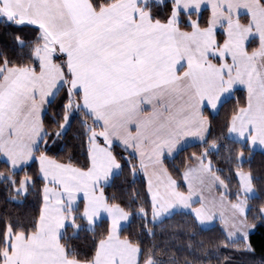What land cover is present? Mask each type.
<instances>
[{
  "label": "snow or ice",
  "instance_id": "snow-or-ice-1",
  "mask_svg": "<svg viewBox=\"0 0 264 264\" xmlns=\"http://www.w3.org/2000/svg\"><path fill=\"white\" fill-rule=\"evenodd\" d=\"M0 28L10 40L0 47V156L11 169L0 176L16 197L41 185L37 215L0 221V264H197L124 234L139 218L154 238L178 214L190 222L171 236L186 249L203 247L196 229L219 218L224 247L239 240L254 252L264 206L249 219L257 177L243 165L245 147L264 146V0H0ZM238 86L246 100L225 121L240 144L233 192L210 158L227 145L209 134L210 115ZM77 117L83 162L51 154ZM190 137L203 148L185 165L182 190L165 160ZM30 163L35 175L16 178ZM125 170L146 178L135 209L106 194ZM213 186L218 199L203 195ZM81 232L92 234L83 256L72 242Z\"/></svg>",
  "mask_w": 264,
  "mask_h": 264
},
{
  "label": "trees",
  "instance_id": "trees-1",
  "mask_svg": "<svg viewBox=\"0 0 264 264\" xmlns=\"http://www.w3.org/2000/svg\"><path fill=\"white\" fill-rule=\"evenodd\" d=\"M206 15V14H205ZM5 43H10V40L4 35L3 28H0V47ZM246 91L244 89L237 90L231 96L224 106L220 109L219 113L211 114L210 118L213 121L210 129L209 139H218L220 144H226L227 148H221L219 153L215 151L211 154L213 167L220 169V174L230 180L229 188L235 191L238 183V178L235 177V161L230 159V155L234 156L235 151L240 148L239 143H232L227 139L228 133L225 128V121L232 108L239 101L243 103L246 100ZM59 98L51 109V112L58 110ZM79 129V118L73 120L72 128L67 132L66 136L58 140L55 144L51 145L53 155L60 159H66L67 155H71L74 162H83L84 148L81 146V141L77 139ZM203 145L194 144L184 148L175 157L166 158L165 164L172 171L175 179L182 185V190H186V186L182 180V172L188 163H192L189 159L193 152L199 154ZM228 149H231V153ZM244 169L247 171L252 170L255 177V190L256 196L249 200V207L247 215L249 219L258 217L259 210L264 206V152L251 151L245 147V162ZM38 169V164L30 163V166L23 170H18L16 178H22L25 173L35 175ZM11 172L10 166L7 162L0 159V173L5 176ZM41 185L38 183L36 189H30L29 194L16 197L13 192L8 188V181L3 176H0V221L6 217L30 219L32 216L37 215L41 205V196L39 194ZM219 192H221L219 190ZM108 196L115 195L118 202L124 204H132L135 209L136 204L132 203L133 198L139 194L140 201L142 202L146 196V180L142 172H138L133 177L127 170L123 176L117 178L112 187L106 188ZM231 198V197H229ZM190 222V218L186 215H176L162 225L155 227L156 236L150 237L142 228V222L139 218H134L125 226L124 234L130 235L133 239H139L142 247L151 248L153 244L161 246L166 244L171 252H175L178 257L183 261L187 258L190 261H197V264H205V259L211 257V264H264V228L258 227L254 234L250 236V242L254 248V252H247L244 250V242L237 241L235 246L224 247L220 242L224 240L225 232L219 225H215L208 229H196L199 233L197 240L201 241L203 247H198L195 252H192L184 247L186 240L183 238L175 239L171 236L174 232H179V226ZM259 224V220H257ZM107 224L105 219L97 228V231H102L103 227ZM78 248L81 255H88L92 250V234L89 232H81L79 237L72 241ZM227 257L228 259H224ZM167 258V257H163Z\"/></svg>",
  "mask_w": 264,
  "mask_h": 264
},
{
  "label": "crops",
  "instance_id": "crops-1",
  "mask_svg": "<svg viewBox=\"0 0 264 264\" xmlns=\"http://www.w3.org/2000/svg\"><path fill=\"white\" fill-rule=\"evenodd\" d=\"M238 88L239 89H244L242 86H238ZM245 90V89H244ZM246 91V90H245ZM213 114H215V113H213ZM187 140H188V142L186 143V145H185V148L186 147H188V146H190V145H194V144H199L200 142L198 141V140H196L195 138H187ZM252 150H254V151H262V152H264V146H261V145H259V144H256L255 146H253L252 147ZM178 153H174L171 157H168V158H172V157H175L176 155H177ZM0 159H2L3 161H5L6 162V158L5 157H3V156H0ZM193 163V162H192ZM145 180H146V178H145ZM186 186V185H185ZM218 189L219 190H221L220 188H217V186H216V188H215V197L218 199L219 198V196H220V194L218 193ZM222 191V190H221ZM204 195V194H203ZM129 222H127L126 224H125V226L128 224ZM220 223V220L217 218V219H215V220H213L212 222H210V224H211V226L210 227H208V228H211V227H213V226H215V225H217V224H219ZM220 225V227H222V229H223V226H222V224H219ZM208 228H205V229H208Z\"/></svg>",
  "mask_w": 264,
  "mask_h": 264
},
{
  "label": "rangeland",
  "instance_id": "rangeland-1",
  "mask_svg": "<svg viewBox=\"0 0 264 264\" xmlns=\"http://www.w3.org/2000/svg\"><path fill=\"white\" fill-rule=\"evenodd\" d=\"M215 188H216V186H213L212 187V189L211 190H208V189H205V191L203 192V194H204V196L205 197H207V198H211V197H215ZM218 188V187H217ZM222 191H223V189L222 188H220ZM220 190V191H221ZM221 191V192H222ZM221 192H219V189H218V193L220 194ZM255 193H256V190H255ZM257 195V194H256ZM255 195V196H256ZM254 196V197H255ZM226 211V213H227V210H225ZM247 211H248V209H247ZM219 219V218H218ZM219 224H222V222L220 221V223ZM219 224H217V225H219ZM220 226V225H219ZM222 226L224 227V225L222 224ZM222 228V227H221Z\"/></svg>",
  "mask_w": 264,
  "mask_h": 264
}]
</instances>
